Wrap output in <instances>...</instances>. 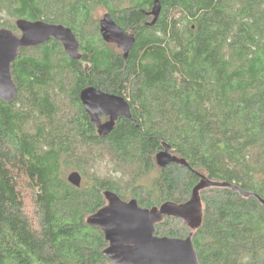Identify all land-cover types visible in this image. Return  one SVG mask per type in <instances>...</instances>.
<instances>
[{"label":"trees","instance_id":"trees-1","mask_svg":"<svg viewBox=\"0 0 264 264\" xmlns=\"http://www.w3.org/2000/svg\"><path fill=\"white\" fill-rule=\"evenodd\" d=\"M153 3L0 0V28L20 34L17 19L44 20L79 42L77 59L50 39L11 65L18 91L0 99V264H113L86 222L105 192L142 207L181 204L194 172L251 194L205 188L198 228L164 217L156 234L192 232L198 264H264V0H159L148 25ZM98 9L134 36L127 58L101 37ZM88 86L124 97L131 119L100 136L79 98ZM163 143L190 169L158 166Z\"/></svg>","mask_w":264,"mask_h":264},{"label":"water","instance_id":"water-1","mask_svg":"<svg viewBox=\"0 0 264 264\" xmlns=\"http://www.w3.org/2000/svg\"><path fill=\"white\" fill-rule=\"evenodd\" d=\"M160 10L159 0H154L147 13L152 16L148 25L156 22ZM16 27L19 35L0 28V99L5 102H11L18 91L12 78L11 65L20 49L38 46L54 39L62 43L71 58L79 57L76 35L63 24L20 18L16 20ZM99 31L105 42L115 44L122 50L123 57H128L135 38L126 33L109 13H104L99 18ZM79 98L102 137L111 132L119 117L131 119L129 104L122 96L88 86L80 91ZM101 116L108 119L102 121ZM170 150V145L163 143V149L156 155L158 166L166 167L175 163L189 168L184 159L177 158ZM194 173L199 181L192 188L190 198L181 204L167 201L159 206L142 207L134 198L123 200L113 191L105 192L106 205L90 215L86 222L103 232L107 242L103 253L113 264H198L192 232L182 238L159 236L156 234V224L164 217H173L183 220L191 230L198 228L202 219L200 191L211 186L232 187L243 196L251 193L228 182L211 181L198 172ZM67 180L70 184L79 186L81 175L78 171H72ZM259 200L264 205V199Z\"/></svg>","mask_w":264,"mask_h":264},{"label":"rangeland","instance_id":"rangeland-1","mask_svg":"<svg viewBox=\"0 0 264 264\" xmlns=\"http://www.w3.org/2000/svg\"><path fill=\"white\" fill-rule=\"evenodd\" d=\"M104 13H105L104 10L98 9L95 12V16L99 19L103 16ZM15 34H17V32ZM17 35H19V34H17ZM96 167H97V170L100 174H106L108 172V170H110L108 163H106L104 160L98 162ZM70 172L71 171H67L65 176L67 177Z\"/></svg>","mask_w":264,"mask_h":264},{"label":"flooded vegetation","instance_id":"flooded-vegetation-1","mask_svg":"<svg viewBox=\"0 0 264 264\" xmlns=\"http://www.w3.org/2000/svg\"><path fill=\"white\" fill-rule=\"evenodd\" d=\"M105 13H107V12H105ZM148 16H150L151 18H152V16L151 15H149V14H147ZM119 49V48H118ZM121 50V49H120ZM122 51V50H121ZM101 118H103V120L105 121V120H107L108 118L107 117H105V116H101Z\"/></svg>","mask_w":264,"mask_h":264}]
</instances>
